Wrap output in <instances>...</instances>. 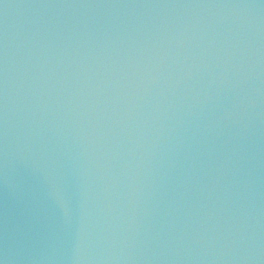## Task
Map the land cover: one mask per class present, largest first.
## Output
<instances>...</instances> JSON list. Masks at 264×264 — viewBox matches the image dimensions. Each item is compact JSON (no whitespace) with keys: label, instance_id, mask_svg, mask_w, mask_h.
Instances as JSON below:
<instances>
[{"label":"water","instance_id":"95a60500","mask_svg":"<svg viewBox=\"0 0 264 264\" xmlns=\"http://www.w3.org/2000/svg\"><path fill=\"white\" fill-rule=\"evenodd\" d=\"M0 264H264V0H0Z\"/></svg>","mask_w":264,"mask_h":264}]
</instances>
